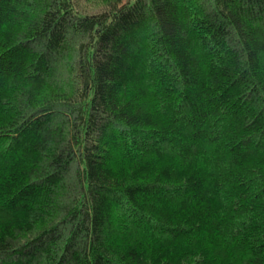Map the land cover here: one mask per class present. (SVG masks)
Returning a JSON list of instances; mask_svg holds the SVG:
<instances>
[{
    "label": "trees",
    "instance_id": "1",
    "mask_svg": "<svg viewBox=\"0 0 264 264\" xmlns=\"http://www.w3.org/2000/svg\"><path fill=\"white\" fill-rule=\"evenodd\" d=\"M0 264H264V0H0Z\"/></svg>",
    "mask_w": 264,
    "mask_h": 264
},
{
    "label": "rangeland",
    "instance_id": "2",
    "mask_svg": "<svg viewBox=\"0 0 264 264\" xmlns=\"http://www.w3.org/2000/svg\"><path fill=\"white\" fill-rule=\"evenodd\" d=\"M81 4L83 5V7L80 6L81 11L83 13L90 14V15L98 12L97 10L103 8V4L97 1H93V2L82 1Z\"/></svg>",
    "mask_w": 264,
    "mask_h": 264
}]
</instances>
